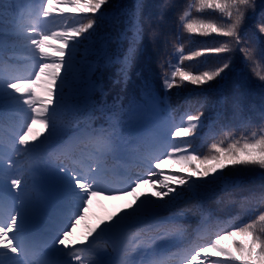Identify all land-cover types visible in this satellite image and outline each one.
Here are the masks:
<instances>
[{
	"label": "snow or ice",
	"instance_id": "6c2138e0",
	"mask_svg": "<svg viewBox=\"0 0 264 264\" xmlns=\"http://www.w3.org/2000/svg\"><path fill=\"white\" fill-rule=\"evenodd\" d=\"M107 4L108 0H38V4L29 6L27 14L16 19L14 35L22 42L19 51L29 63L22 73L9 62L12 57L0 58V106L10 109L19 119L9 136L0 137V264H168L163 251L174 242L182 245L171 254L180 257V264H264V207L242 224L221 228L217 222L218 230L209 233L207 240L201 231L207 230L211 220L202 207L201 227L194 230L191 239L183 213L171 212L177 201L201 189L219 183L226 193L240 186V181L232 177V169L264 170V129L239 135L229 131L209 145L207 154H200L190 151L192 143L188 138L194 137L203 126V112L187 113L179 124L169 115L160 146L155 154L150 152L143 157L148 163L143 175L128 176L118 187L106 181L105 158L129 145L132 126L145 117L154 99L151 88L146 86L144 103H130L127 107L102 105L100 110L107 115V127L93 126L91 115L81 114L78 105L70 103L74 95L96 87L104 95L102 86L81 79L76 51L81 38H92L98 21L105 17L103 9ZM20 6L0 0V24L10 10ZM157 7L158 20L162 21L170 7L169 0H161ZM142 8L138 4L129 19L128 31L132 33L129 48L122 59L116 60L125 78L143 41ZM255 9L256 0H189L177 17L178 28L189 37L215 35L224 40L218 47L186 53L177 35L169 59L161 64L165 92L183 82L208 83L230 67L226 61L195 72L187 70L184 61L229 53L233 46L239 47L246 60L251 59V52L242 46L247 37L241 35L240 28L246 13L254 14ZM193 12L199 15L194 16ZM69 18L73 21L70 24ZM50 24L58 26L53 30ZM150 32L152 38L157 37L155 28H150ZM259 32L264 35V23ZM6 39L4 33L0 47L7 46ZM105 59L112 62L106 54ZM253 71L264 80V75ZM76 84L84 87H74ZM69 112L75 122L70 135L63 120ZM194 161L204 167H195ZM169 163L186 165L192 173L165 172ZM260 179L264 183V171ZM49 181L60 191V204L45 231L40 233L35 228L34 216L39 193ZM142 184H152L154 192L138 195L137 189ZM128 196L134 199L127 208L87 227L82 236H77V229L94 201ZM244 199L264 205V190ZM166 212L169 214L165 215ZM237 236L244 239L237 240ZM121 237L122 253L114 261L108 249ZM227 239L232 240L231 247L225 246Z\"/></svg>",
	"mask_w": 264,
	"mask_h": 264
},
{
	"label": "trees",
	"instance_id": "16d2710c",
	"mask_svg": "<svg viewBox=\"0 0 264 264\" xmlns=\"http://www.w3.org/2000/svg\"><path fill=\"white\" fill-rule=\"evenodd\" d=\"M9 2L21 6L10 10L3 23L0 24V28L3 29L0 37H3L4 33L10 35L5 40L7 46L0 47V53L5 57H12V60H20L22 63L15 68L23 73L27 70L29 61L19 51L22 42L14 35V32L16 19L20 15L27 14L31 2L30 0H9ZM160 3L161 0H108V4L103 9L104 19L98 21V27L90 40L81 38L82 43L76 51L77 69L79 72H84V67L93 63L94 73L85 72L82 76L86 78V81L102 86L104 93L102 95L100 87H96L84 95H76L78 100H72V102L78 105L81 114H90L93 126L107 127V115L100 110L101 106L107 107L117 103L123 105L125 102L137 103V101L144 100V89L148 86L154 98L152 104L154 108H159V114L163 119L164 135L167 131L165 122L169 115L174 116L175 123L179 124L181 117L185 114L203 112L204 115L201 117L203 126L198 129L194 137L188 138L192 143L190 151L195 150L200 154H207L209 145L229 131L239 135L241 132L250 134L252 131L259 132L264 129V80L259 79L253 71L255 69L256 72L264 75V58H262L264 35L259 32V27L264 23V0H256L255 13H246V19L240 28L241 35L247 37L242 46L251 52V59L246 60L239 47L233 46L234 50L229 53L211 54L184 61L186 69L195 72H202L226 61L230 62V67L220 77L208 83L192 85L189 82H183L179 87H173L167 92L161 81V64L169 59L173 51V44L177 37V17L189 0H169L170 7L165 11L162 21L158 20L160 9L157 5ZM138 4L143 5L140 11L144 24V36L142 43L138 45L134 60L127 69V78H125L121 72V64L116 60L117 58L122 59L128 51L129 38L132 35L128 31V21L137 11ZM193 15L199 14L193 12ZM216 19L219 20L220 17L216 16ZM72 22L71 18L67 20L69 24ZM57 26L56 24L49 25L53 30ZM150 28L156 29L158 33L156 38L151 37ZM161 32L163 35H160ZM179 35L180 43L183 44L186 53L206 47H218L219 42L224 40L223 37L215 35L192 34L189 37V34L180 28ZM145 48L151 52L146 53ZM14 51L15 55H13ZM105 54L111 58V63L105 59ZM81 99L85 100L80 102ZM109 102L110 105H108ZM0 112L4 113V119L0 123L2 126L0 137H7L10 131L18 125L19 119L13 116L10 109L3 106H0ZM63 120L66 131L70 135L75 126L72 114L66 113ZM132 142L130 136L129 145L119 151L134 158L144 156L140 154V148L135 147L136 144ZM158 142L152 139L151 147L154 150H151V153H155L156 147H159ZM192 163L195 167H204L198 161ZM108 165L107 158H105V168ZM135 168L138 174L143 175L141 168ZM164 170L177 174L182 171L184 175L192 173V169L183 164L169 163ZM231 171L232 177L240 181V186L225 193L223 185L218 183L201 189L196 194H188L172 207L171 212L183 213V222L188 225L189 237L194 228L201 224V207L204 214L209 215L211 220L207 227L208 234L201 233L204 240L209 238V233L214 234L218 230L217 222L221 228L231 224H242L253 218V214H258L259 208L264 207L257 201L244 199L252 193L259 194L264 190V183L260 179V174L264 170L238 168ZM168 214L165 213V215ZM249 214H251L250 218L247 217ZM235 239L243 240L244 238L237 236ZM224 244L231 247L232 240L227 239ZM181 247L179 242H174L167 247L166 251L177 252ZM177 264H180L179 260Z\"/></svg>",
	"mask_w": 264,
	"mask_h": 264
},
{
	"label": "rangeland",
	"instance_id": "374dc122",
	"mask_svg": "<svg viewBox=\"0 0 264 264\" xmlns=\"http://www.w3.org/2000/svg\"><path fill=\"white\" fill-rule=\"evenodd\" d=\"M56 185L52 183L51 181L48 182V184L44 187L45 191L48 193V196L51 197V199L59 200V194L60 191L58 188L55 187ZM152 186V185H151ZM155 190V189H153ZM154 192V191H152ZM142 192L140 190H137V194H141ZM144 194V193H143ZM147 194V193H146ZM151 191L148 193V195H151ZM134 197L131 199V202H133Z\"/></svg>",
	"mask_w": 264,
	"mask_h": 264
}]
</instances>
